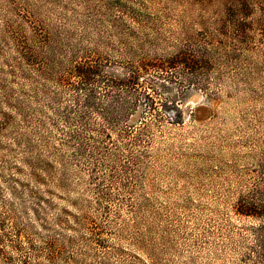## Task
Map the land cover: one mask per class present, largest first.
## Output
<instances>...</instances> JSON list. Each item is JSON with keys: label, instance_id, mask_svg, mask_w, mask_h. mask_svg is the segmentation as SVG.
Returning <instances> with one entry per match:
<instances>
[{"label": "rangeland", "instance_id": "1", "mask_svg": "<svg viewBox=\"0 0 264 264\" xmlns=\"http://www.w3.org/2000/svg\"><path fill=\"white\" fill-rule=\"evenodd\" d=\"M263 169L264 0H0V264H241Z\"/></svg>", "mask_w": 264, "mask_h": 264}, {"label": "trees", "instance_id": "2", "mask_svg": "<svg viewBox=\"0 0 264 264\" xmlns=\"http://www.w3.org/2000/svg\"><path fill=\"white\" fill-rule=\"evenodd\" d=\"M241 6H243L241 10H246L248 8L245 2L241 3ZM263 192V188L258 189L255 193H250L249 197L243 198L241 201V217L252 219L253 222L246 229L249 239L247 237V243L244 244L246 250L241 257V264H264Z\"/></svg>", "mask_w": 264, "mask_h": 264}, {"label": "bare ground", "instance_id": "3", "mask_svg": "<svg viewBox=\"0 0 264 264\" xmlns=\"http://www.w3.org/2000/svg\"><path fill=\"white\" fill-rule=\"evenodd\" d=\"M196 99V98H195Z\"/></svg>", "mask_w": 264, "mask_h": 264}]
</instances>
